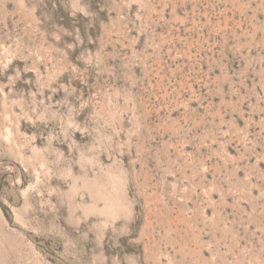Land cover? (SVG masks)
<instances>
[{
  "label": "rangeland",
  "instance_id": "obj_1",
  "mask_svg": "<svg viewBox=\"0 0 264 264\" xmlns=\"http://www.w3.org/2000/svg\"><path fill=\"white\" fill-rule=\"evenodd\" d=\"M0 264H264V0H0Z\"/></svg>",
  "mask_w": 264,
  "mask_h": 264
}]
</instances>
